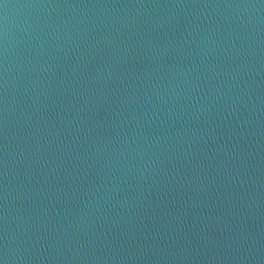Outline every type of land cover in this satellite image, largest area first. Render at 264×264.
Instances as JSON below:
<instances>
[{
	"label": "water",
	"instance_id": "water-1",
	"mask_svg": "<svg viewBox=\"0 0 264 264\" xmlns=\"http://www.w3.org/2000/svg\"><path fill=\"white\" fill-rule=\"evenodd\" d=\"M3 264H264V0H0Z\"/></svg>",
	"mask_w": 264,
	"mask_h": 264
},
{
	"label": "snow or ice",
	"instance_id": "snow-or-ice-1",
	"mask_svg": "<svg viewBox=\"0 0 264 264\" xmlns=\"http://www.w3.org/2000/svg\"><path fill=\"white\" fill-rule=\"evenodd\" d=\"M0 264H2V261H0Z\"/></svg>",
	"mask_w": 264,
	"mask_h": 264
},
{
	"label": "clouds",
	"instance_id": "clouds-1",
	"mask_svg": "<svg viewBox=\"0 0 264 264\" xmlns=\"http://www.w3.org/2000/svg\"><path fill=\"white\" fill-rule=\"evenodd\" d=\"M2 264H3V262H2Z\"/></svg>",
	"mask_w": 264,
	"mask_h": 264
}]
</instances>
